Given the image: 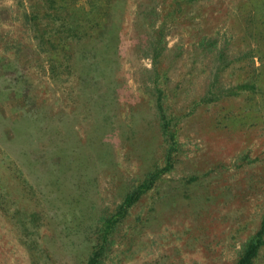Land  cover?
I'll list each match as a JSON object with an SVG mask.
<instances>
[{"label":"rangeland","instance_id":"obj_1","mask_svg":"<svg viewBox=\"0 0 264 264\" xmlns=\"http://www.w3.org/2000/svg\"><path fill=\"white\" fill-rule=\"evenodd\" d=\"M118 212L103 264L263 231L264 0H0V264H84Z\"/></svg>","mask_w":264,"mask_h":264},{"label":"trees","instance_id":"obj_2","mask_svg":"<svg viewBox=\"0 0 264 264\" xmlns=\"http://www.w3.org/2000/svg\"><path fill=\"white\" fill-rule=\"evenodd\" d=\"M39 18V16H35V20H37ZM79 20V19H78ZM111 26V23L106 24V30L104 33V38L107 37L108 35V27ZM94 54V53H93ZM91 55V53L89 54ZM170 139H174L173 136H170ZM172 156L169 155V159H168V166H171L172 164ZM60 163H63L61 161H59ZM153 178L144 182L143 184H141L136 190H134L132 193L128 194V196L126 197L120 212H122L124 214H126V211L128 209H130L133 205H135L140 198L145 195L149 189H151L152 186V180L156 179V174H153L152 176ZM53 193L54 191L51 190ZM61 199V198H59ZM63 201H65L64 199H62ZM62 200L60 201L61 204ZM68 205L65 203V208ZM111 215L109 219L105 220V223H103V225L101 226V229L99 232V238L100 241H98L95 245H93L92 251L90 253V255L87 258V261L84 264H103L104 262V255H105V250L107 245L109 244L108 242H110L109 236L111 235V230L116 228V225L118 223V221H116V219H120L119 216L123 217L122 215ZM22 217V223L24 225H30L32 222H35L33 220L34 218V214L33 213H21L20 218ZM99 240V239H98ZM264 246V225H263V231L258 232L256 235L252 236L251 239L248 241V243L244 246L243 248V252L241 253L240 259L238 261V264H252L254 259L258 256V253L260 251V249Z\"/></svg>","mask_w":264,"mask_h":264}]
</instances>
